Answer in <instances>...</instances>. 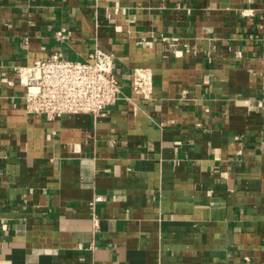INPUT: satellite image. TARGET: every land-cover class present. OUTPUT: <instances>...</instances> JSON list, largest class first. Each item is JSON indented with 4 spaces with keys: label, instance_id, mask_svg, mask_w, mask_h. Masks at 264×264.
I'll use <instances>...</instances> for the list:
<instances>
[{
    "label": "crops",
    "instance_id": "0c3cea01",
    "mask_svg": "<svg viewBox=\"0 0 264 264\" xmlns=\"http://www.w3.org/2000/svg\"><path fill=\"white\" fill-rule=\"evenodd\" d=\"M96 45L104 115L48 120L6 81ZM0 264H264V0H0Z\"/></svg>",
    "mask_w": 264,
    "mask_h": 264
},
{
    "label": "built area",
    "instance_id": "2783aa9c",
    "mask_svg": "<svg viewBox=\"0 0 264 264\" xmlns=\"http://www.w3.org/2000/svg\"><path fill=\"white\" fill-rule=\"evenodd\" d=\"M69 36L64 27L55 32L56 40ZM128 79L137 96H151L153 84L148 68H134ZM6 81L22 87L21 98L28 113L48 120L73 113L104 115L121 98L123 87L113 54L98 45L82 60H71L54 50L44 58L16 66Z\"/></svg>",
    "mask_w": 264,
    "mask_h": 264
}]
</instances>
